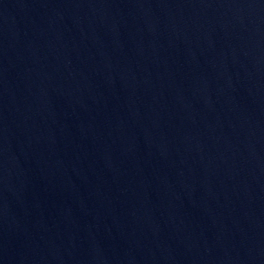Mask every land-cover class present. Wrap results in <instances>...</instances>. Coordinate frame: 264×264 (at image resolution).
<instances>
[{"label": "water", "instance_id": "obj_1", "mask_svg": "<svg viewBox=\"0 0 264 264\" xmlns=\"http://www.w3.org/2000/svg\"><path fill=\"white\" fill-rule=\"evenodd\" d=\"M0 264H60L38 192L0 0Z\"/></svg>", "mask_w": 264, "mask_h": 264}]
</instances>
